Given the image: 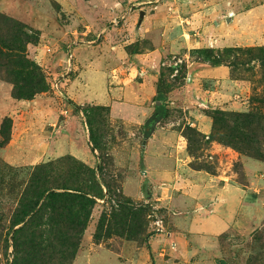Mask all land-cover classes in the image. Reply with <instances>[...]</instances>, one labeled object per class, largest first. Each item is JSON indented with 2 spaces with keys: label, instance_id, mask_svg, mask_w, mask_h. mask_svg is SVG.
Masks as SVG:
<instances>
[{
  "label": "rangeland",
  "instance_id": "obj_1",
  "mask_svg": "<svg viewBox=\"0 0 264 264\" xmlns=\"http://www.w3.org/2000/svg\"><path fill=\"white\" fill-rule=\"evenodd\" d=\"M0 16L39 33L26 55L49 87L15 99L0 78V179L52 162L55 183L99 195L69 240L44 216L11 223L22 184L3 186L0 264H264V0H0ZM210 110L251 155L210 138Z\"/></svg>",
  "mask_w": 264,
  "mask_h": 264
},
{
  "label": "trees",
  "instance_id": "obj_2",
  "mask_svg": "<svg viewBox=\"0 0 264 264\" xmlns=\"http://www.w3.org/2000/svg\"><path fill=\"white\" fill-rule=\"evenodd\" d=\"M4 21L11 24V38L10 41L6 42L0 38V78L12 84L11 94L13 98L30 100L34 95L49 89L40 67L34 61L27 58L26 55V46L29 43L37 42L39 33L23 23L0 16V25ZM260 51L263 52L264 50ZM195 53L200 55L204 53V57L213 65H220L222 62L221 56L213 57L210 50H198L195 51ZM155 100L157 104L154 108V113L145 124L144 135L146 138L150 136L154 124L161 120L164 112V94L161 90V80L158 85ZM258 102H263V99H258ZM206 114L213 121L214 133L211 134V139L218 140L222 144L236 146L243 153L251 155L248 150L241 148L240 142L245 139L237 138L239 140L236 141L232 138L227 139L223 134H219L218 130L224 132L228 129L227 119L222 120L220 118V116L226 117L222 111L210 110L207 111ZM86 117L87 123L91 127L90 115H86ZM242 118L244 119L243 124H245L246 127H250V124L254 122L252 120L258 117L249 118L248 116H243ZM10 131L11 121L5 118L0 125V138L2 142L6 143L9 140ZM247 138L248 139H246L244 143H255L252 137L248 136ZM94 145H96V143H94ZM59 161L60 160H57L58 163ZM53 165L55 164L52 162L37 165L31 172L26 173L27 179L21 183L8 182L4 185L3 180L0 179V191L3 189V186L13 190L18 184H22L21 196L12 214L11 223L17 225L19 223L28 222L29 220L33 222L34 219L38 220L44 216L45 225L51 229L53 237H60L61 239L67 238L69 240L74 237L79 239V236H81L79 233L83 232L85 229L94 204L90 196L98 197L99 195L97 193L91 195L90 192L74 189V185H72L69 180H63L62 183L60 182L59 184L55 183L58 181H54L50 176V174L53 173ZM78 166L86 172L89 171L94 178L93 171L81 164H78ZM72 182L75 181L72 180ZM78 182L79 181H77V183ZM63 226L67 231L63 230ZM75 251L76 243L66 247L61 255H64V260H72ZM218 264H226V262L219 260Z\"/></svg>",
  "mask_w": 264,
  "mask_h": 264
}]
</instances>
